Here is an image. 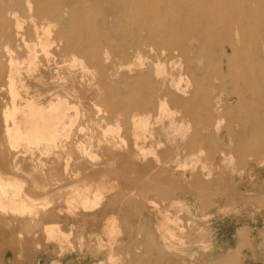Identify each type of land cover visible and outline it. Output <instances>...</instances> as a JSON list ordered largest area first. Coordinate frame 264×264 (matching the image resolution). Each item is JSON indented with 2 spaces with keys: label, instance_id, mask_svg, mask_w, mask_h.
I'll use <instances>...</instances> for the list:
<instances>
[{
  "label": "rangeland",
  "instance_id": "rangeland-1",
  "mask_svg": "<svg viewBox=\"0 0 264 264\" xmlns=\"http://www.w3.org/2000/svg\"><path fill=\"white\" fill-rule=\"evenodd\" d=\"M84 1L29 9L0 0V10L13 8L0 21V164L11 160L6 187L18 191L15 212L0 214V264H264V136L248 132L250 93L236 90L245 96L229 104L230 87L182 75L189 87L178 96L194 97L187 107L202 117L182 122L171 112L170 86L173 65L191 54L187 40L171 41L159 25L154 40L145 28L124 37L107 3ZM166 10L161 3L157 13ZM54 18L61 22L48 25ZM48 26L50 40L38 43ZM211 50L208 74L221 60L219 46ZM215 92L229 130L219 136L206 130L215 121H205L201 105ZM58 100L64 111L53 139L6 135L5 105L13 112V103ZM15 113L12 125L23 117Z\"/></svg>",
  "mask_w": 264,
  "mask_h": 264
},
{
  "label": "bare ground",
  "instance_id": "bare-ground-1",
  "mask_svg": "<svg viewBox=\"0 0 264 264\" xmlns=\"http://www.w3.org/2000/svg\"><path fill=\"white\" fill-rule=\"evenodd\" d=\"M98 1L90 0L88 4L96 5ZM102 1L107 3L109 7L107 12L110 19L112 21L121 20L124 24L121 30L124 37L127 35L142 37V32L146 29V39L154 40L153 36H156L158 31L156 26L159 25L161 27L158 26V28L163 29L171 41L187 40V47L191 54H188V61L184 64L182 63L181 66H177L176 63L173 65L175 71L178 69V77L174 79L173 73L175 72L172 73L170 86L174 90L171 91L170 89L171 112L179 114V119L182 122H191L202 118L198 113L199 107L191 109L187 107L188 103L194 101V97L183 99L178 96V93L182 95L187 93L189 81L187 80V85L184 88L180 84L181 76L187 75L191 77L190 82L193 80V82H198L200 78L208 79L213 82V89L219 87V81L221 82L220 86L230 87L232 93L229 97V104L240 103L244 98L245 95L237 96L236 90L242 89L244 92L248 91L250 98L248 96L246 100H249L251 105V113L249 115L251 125L248 128V132L249 134L264 136V124H260V119L264 118V0ZM22 2H25L29 9L31 8V3H34L35 6L38 4L37 7H39L42 2L46 7L52 5H78L85 7L86 4L84 0H22ZM161 3L168 8L163 16H159L157 13V8ZM16 6L17 4L13 7L15 8ZM4 9L13 10V8L8 7L0 10V21L2 22L4 19L2 10ZM12 12L10 13L11 17H14L13 19L18 21L17 15L14 13L15 11ZM165 18H169V22L162 23V20ZM54 19L47 22V24L53 25L61 22V18ZM75 20L76 18L73 16L67 19L68 23H72ZM46 28L38 31L36 40L38 43L42 44L43 41L50 40V37L47 38V33H50V26ZM211 44L219 46L221 60L213 66L214 71L212 74H208L205 71L211 66L212 58L214 57ZM42 46L45 47L44 45ZM174 48L177 49L178 47ZM26 49L30 54V47L27 46ZM136 56H140V54L137 53ZM174 56L172 52L170 55L172 61H174ZM14 95H16V92H14ZM125 96L126 98L129 97L127 94ZM233 99L235 102H233ZM201 105L203 110H205V121H215L212 129L206 127V130H209V134L219 136L221 130L225 132L229 131L228 128L221 127L226 113L222 109L220 96L216 92L211 102L206 97H203ZM17 106L19 105L13 103L11 105L12 111L16 112L20 110L19 114L23 117L18 118L13 125L10 124V118L13 115L16 116V113L10 112L7 105L2 108L1 117L6 135L11 136L15 132L33 141L39 140L42 136H48L49 139L55 137L56 125L54 120L58 114L64 111L63 101L50 102L45 107L34 104L32 101H25L20 107ZM158 107L161 115L164 109V100L160 101ZM140 121H143V119L133 118L134 124ZM196 132L193 134H196ZM138 142L135 145L138 149L142 150ZM260 150H264V145L261 146ZM9 164H11L9 158L0 164L1 215H5L8 212L14 213L16 210L10 205L13 202H17L16 196L18 195V191L9 192V187L6 186L10 185V183L4 178V175L8 174L5 169L9 167ZM31 193H33L32 190L26 191V194ZM32 201L35 200L32 199ZM21 229L28 230L27 228ZM0 230L2 231L1 224ZM7 232L5 230V233ZM162 261L163 257H158L156 261L151 260L149 264H163L164 262Z\"/></svg>",
  "mask_w": 264,
  "mask_h": 264
}]
</instances>
